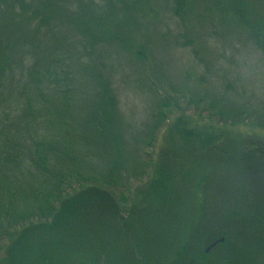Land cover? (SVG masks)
Wrapping results in <instances>:
<instances>
[{"label":"trees","instance_id":"obj_1","mask_svg":"<svg viewBox=\"0 0 264 264\" xmlns=\"http://www.w3.org/2000/svg\"><path fill=\"white\" fill-rule=\"evenodd\" d=\"M187 2L173 0V13L182 17ZM213 4L223 20L230 18L243 26L247 40L264 54V0H217ZM142 7V0H0V114H7L6 110L23 102L32 114V121L36 124V119L41 118L40 124H46L50 132L55 133L52 127L57 132V124L64 126L72 119L82 128L81 140L70 147L58 145L66 138L61 139L55 133L58 139L51 148L53 154L57 151V163L50 162L52 157L47 154L48 149L40 150L44 145L49 148L45 140L37 142L40 143L35 148L37 158L24 171L35 182L28 183L18 165L13 166L17 172L7 175L5 171L12 166L7 164L10 161L4 162L6 156L3 155L0 164V264H130L117 251L106 250L98 238L105 232L104 226L98 225L95 219L101 214L111 217L116 224L114 228L120 233V228L124 231L127 244L137 252L138 264H166L164 258L148 257L153 244L145 243V231L133 219L141 211L145 214L146 210H163L177 199L165 161L169 151L176 156L182 155L179 144L176 145L177 138L193 149L192 152L198 148L207 152L214 146L228 143V139L215 126L199 132L188 127L184 117L177 116V124L168 128L169 138L165 142L172 144L161 147L156 157L152 151L146 152V148L154 151L159 133L174 113V103L155 85L152 90L160 100L151 121L142 132L124 139L126 128L121 126L112 85L118 65L112 62L115 54L111 48L118 44L131 55L144 59L145 50L131 44L132 31L129 29L140 21ZM192 100L196 103L195 109L208 112V117L217 125L250 119L254 126L264 129V111H252L224 96L195 95ZM101 141L104 143L100 148L110 156V162L104 169L101 165L88 167L87 158L96 151L94 143ZM194 143L196 145L192 146ZM247 149L240 159L247 162L253 158L264 175V144H251ZM224 156L227 159L225 151ZM220 165L217 166L219 170ZM129 169L134 172L133 178L147 183L146 189L131 190L130 194L123 189V178ZM207 177L200 178L197 190ZM245 179L249 181L251 176ZM253 187L250 184V188ZM249 191L254 194L251 189ZM262 191L259 197L264 201ZM204 207L202 199L198 202L199 212L184 218L181 233L186 239L177 247V256L188 251V240L199 230ZM231 213L236 220L249 215L248 211L243 215V210L235 209ZM256 214L251 211V216ZM260 218L264 221V211ZM173 229V236H176ZM205 232L202 230L197 237L207 238ZM230 232L222 234L225 242L233 234ZM137 235L139 240L132 237ZM90 242L91 245L94 242L95 247L88 244ZM102 257L104 261L101 262Z\"/></svg>","mask_w":264,"mask_h":264},{"label":"rangeland","instance_id":"obj_2","mask_svg":"<svg viewBox=\"0 0 264 264\" xmlns=\"http://www.w3.org/2000/svg\"><path fill=\"white\" fill-rule=\"evenodd\" d=\"M216 2L188 0L184 15L180 17L172 11L173 0H142L140 21L129 29L132 31L131 44L144 48V59L131 55L118 44L111 48L115 54L112 62L118 65L112 76V85L121 126L126 128L123 135L125 140L129 139L130 134L132 137L142 132L152 119L153 110L160 100L152 90V85L164 92L165 98L171 99L174 113L159 133L154 151L146 148V152L152 151L156 157L161 147L172 144L165 142L169 138L168 128L177 124V116L184 117L188 127L199 132H206L215 126L228 139V143L214 146L207 152L199 148L192 152L193 149L177 138L176 145L179 144L182 155L176 156L169 151V157L165 160L171 173L170 184L176 187L177 199L169 202L163 210L155 208L151 212L146 210L145 214L141 211L133 219L145 231V243L153 244L150 247L152 253L149 251L148 257L164 258L166 264H264V233L261 234L264 221L260 218L264 211V201L259 197V191H264V175L258 165L254 164L253 158L247 162L240 159L241 153L248 150L249 145L264 144V129L254 126L250 119L237 124L217 125L208 117V112L197 111L196 103L192 100L195 95L215 98L224 96L252 111H264V54L247 40L243 26L233 19L227 18L225 21L218 16V9L213 4ZM6 113L0 114V164L5 156L4 162L10 161L7 164L12 166L11 169L9 167L7 171L4 170L7 175L17 172V168L13 167L17 165L22 172L27 171L26 168L37 158L35 148L40 144L37 142L45 140L49 148L44 145L40 150L48 149L47 154L52 157L50 162L57 163V151L53 154L51 148L58 139L57 133L61 139L63 136L66 138L65 142L57 143L60 146L70 147L81 140L82 128L74 119L64 126L57 124V132L52 127L55 134L49 131L46 124H40L41 118L38 121L36 119L35 124L23 102L14 109L6 110ZM115 123L118 127L117 121ZM102 143H94L96 151L89 154L86 161L88 167L101 165L104 169L110 162V156L100 148V144L103 147ZM224 151L227 159L223 157ZM246 169L252 174L249 175ZM133 173L129 169L123 178V189L129 194L131 190L147 187L144 180L133 178ZM25 174L23 176L28 183L35 182L30 179V175ZM206 175L205 183H201L200 191L197 190L200 178ZM249 176L253 180L251 183V180L245 179ZM250 184L255 187L250 188ZM136 198L139 199L138 196ZM202 199L205 209L198 225L199 230L190 236L188 251L177 256V247L186 239L185 234L181 233L184 218H191L199 212L198 202ZM233 209L243 210V215L248 211L249 215L245 216L246 219L242 217L236 220L232 217ZM251 211L257 214L251 216ZM103 217L101 214L95 218L98 225L105 228L101 238L98 237L103 246L112 253L117 251L123 255L127 263L138 264L137 252L132 251L127 244V238L123 237L126 236L124 231L120 228L122 235L114 228L116 224L112 223L111 217ZM173 227L176 236H173ZM200 229L206 231L207 238L197 237L202 232ZM230 231L233 234L225 242L222 234ZM132 237L139 240V235ZM222 237L224 240L220 241ZM217 240V245L207 251ZM92 243L88 244L95 247V243ZM101 259V262L104 261L103 257Z\"/></svg>","mask_w":264,"mask_h":264},{"label":"water","instance_id":"obj_3","mask_svg":"<svg viewBox=\"0 0 264 264\" xmlns=\"http://www.w3.org/2000/svg\"><path fill=\"white\" fill-rule=\"evenodd\" d=\"M224 239H221V241H223ZM216 244V242L215 243H213L212 245H210L208 248H207V251H209L214 245Z\"/></svg>","mask_w":264,"mask_h":264},{"label":"flooded vegetation","instance_id":"obj_4","mask_svg":"<svg viewBox=\"0 0 264 264\" xmlns=\"http://www.w3.org/2000/svg\"><path fill=\"white\" fill-rule=\"evenodd\" d=\"M221 239H224V238L222 237ZM221 239H220V241H221ZM215 242H216V244L214 246H216L219 241L217 240ZM215 242H213V243H215ZM190 264H193V263H190Z\"/></svg>","mask_w":264,"mask_h":264}]
</instances>
